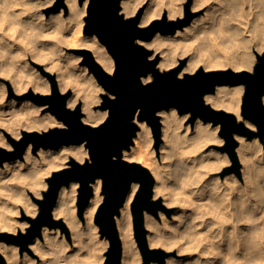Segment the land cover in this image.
Instances as JSON below:
<instances>
[{"label": "bare ground", "instance_id": "6f19581e", "mask_svg": "<svg viewBox=\"0 0 264 264\" xmlns=\"http://www.w3.org/2000/svg\"><path fill=\"white\" fill-rule=\"evenodd\" d=\"M54 1L9 0L16 5L15 10L8 12L5 6V11L0 12V37L4 40L0 44V55L4 57L0 60V80L6 77L17 92L29 88L36 93L51 92L49 76L37 67L43 62L47 72L57 73L63 91L74 87L67 104L75 106L84 100L83 120L96 125L108 115V110L92 107L100 102L97 93L101 88L94 73L86 65H79L82 55L68 53L65 46L90 49L108 72L115 68L114 57L96 34L82 32L89 0H64L67 8L46 14L43 9ZM144 1L121 0V11L125 17L132 16ZM202 8H206L205 13L195 16L175 33L157 32L149 41L139 40L145 46L155 47L151 59L161 54L158 68H173L185 56L189 59L179 72L183 75L200 67L253 68L252 51L264 48V4L260 0H193V11ZM165 11L168 19L182 16L183 0H150L139 25H149ZM31 60L36 65H31ZM152 78L150 73L143 80ZM244 91L243 84H219L204 99L214 108L233 112L240 121ZM6 93V86L0 81V143L13 149L16 133L21 138L25 130L64 126L54 114L42 111L43 105L16 98L7 101ZM157 113L162 123L160 156L152 145V130L146 120L138 121L140 129L134 144L123 150L125 160L137 161L151 170L155 179L154 199L164 197L166 206L160 212L163 225L153 213L145 212L148 241L169 249L177 246L178 254H186L182 259L167 257V264H264V142L258 137L249 140L246 135H235L242 166L225 171L223 168L231 163L229 152L208 147L224 142L221 123L201 118L191 123L190 114H181L176 107ZM245 124L255 128L248 119ZM71 157L85 161L90 158L89 148L81 143L59 149L41 147L35 152L29 144L22 158L0 165V230L26 229L30 220L20 222L16 216L21 208L26 211V206L38 211L33 202L37 198L35 193L41 195L48 185L47 178L68 166ZM92 185L93 196L82 217L76 203L79 182L72 181L60 190L53 213L63 219L71 239L62 226L45 225L42 236L35 237L28 250L21 251L19 245L2 241L0 251L8 264H103L110 242L100 236L95 222L104 199L102 178ZM139 187V182L133 183L116 215L117 229L123 237L121 264H137L139 258L132 219V203ZM178 202L181 208L171 217L167 206Z\"/></svg>", "mask_w": 264, "mask_h": 264}, {"label": "water", "instance_id": "95a60500", "mask_svg": "<svg viewBox=\"0 0 264 264\" xmlns=\"http://www.w3.org/2000/svg\"><path fill=\"white\" fill-rule=\"evenodd\" d=\"M83 1L79 0L80 3ZM61 7L67 8L65 1L57 0L51 10L58 11ZM120 10L121 0H89L85 16L84 33L96 34L107 46L115 60L113 72L105 70L90 49L77 50L84 56L83 62L107 91L102 94L103 101L100 105L102 110H108L105 120L98 125L84 122L81 103L73 109H67L71 90L61 93L56 76L40 66L42 72L49 76L52 95L46 96L30 89L21 98L46 105L47 111L61 120L69 130L53 127L45 135L25 130L19 141L12 140L14 150L8 151L0 147V163L22 158L29 144L37 152L41 147L59 149L63 145L85 143L89 148V159L93 162L89 164L87 159L84 161L85 166L81 167L79 161L71 157L68 166L55 170L47 178L49 186L43 192V201L34 199L40 205L36 219L26 216L31 227L22 235L23 245L27 246L35 237L42 236L45 225H60L68 231L63 219L53 216L61 188L70 185L72 181L79 182L78 214L82 217L93 196L92 184L101 177L105 196L96 212L95 222L100 227L101 236L108 238L110 242L103 264H121L123 244L116 225V215L120 213L133 183L139 182L140 187L132 203L135 236L145 264H150L151 260L165 264L167 252L161 248L149 249L145 227L146 211L156 214L158 207L165 208L161 199L152 198L154 176L141 163L123 158V150L134 144V137L139 130L136 120H146L152 126L156 145L161 141L162 133V124L157 113L160 110L176 107L180 113L191 112L192 121L201 118L215 124L221 123V134L226 139L223 149L229 152L233 160H237L235 134L253 136L257 132L244 121H239L233 112L214 108L205 101L204 96L214 93L219 84H243L245 91L241 105L242 115L257 126L259 136L264 138V104L261 103V97H264V53H257L258 62L253 71L255 75H250L246 69L206 70L200 67L195 75H189L188 72L180 80L177 76L185 65L184 59L161 74L157 67L159 56L151 59V50L139 43V40L149 41L157 32L175 33L177 29L189 24L193 14L188 6L185 17L168 19L165 12L162 18L154 19L148 26L139 25L142 10L128 18ZM150 73L154 79L147 84L142 83L143 78ZM14 239L16 237L13 233L0 232V240Z\"/></svg>", "mask_w": 264, "mask_h": 264}, {"label": "rangeland", "instance_id": "374dc122", "mask_svg": "<svg viewBox=\"0 0 264 264\" xmlns=\"http://www.w3.org/2000/svg\"><path fill=\"white\" fill-rule=\"evenodd\" d=\"M56 1L57 0H55L50 6H47V7H45L43 10L45 11V13L46 14H48V13H51V12H53V10H51V8L55 5V3H56ZM149 1L150 0H146V1H144L143 2V4L140 6V8H139V10H142V14L144 13V10L147 8V6L149 5ZM192 2H193V0H183V13H182V16H180V17H185L186 16V9H187V6H188V9H189V11H190V13L191 14H193V16H192V19L195 17V16H197V15H200V14H203V13H205V11L204 10H206V8H202V9H199V10H196V11H193L192 10ZM80 3V2H79ZM139 10H138V12H139ZM67 12H68V10H67ZM137 12V13H138ZM166 13H167V11H165ZM120 13H122V14H124L121 10H120ZM136 13V14H137ZM136 14H134V15H136ZM125 15V14H124ZM134 15H132V16H134ZM128 17H131V16H128ZM128 17H126V18H128ZM160 18H162V17H160ZM177 18H179V17H177ZM176 18V19H177ZM155 19H157V18H155ZM84 25H85V21H84ZM84 25H83V29H82V32H83V34H85L84 33ZM146 26V25H145ZM148 26V25H147ZM141 40V39H140ZM142 41H145V40H142ZM149 50H151V55L152 54H154V53H156V49H155V47H153V46H146ZM78 49H80V48H73V47H68V46H65V51H67L68 53H70V54H72V55H82L81 53H79V52H77V50ZM260 52V53H259ZM252 53H253V55H254V59H255V63H254V66H253V68H252V70L254 71V68H255V65H256V63L258 62V58H257V53H259V54H263L261 51H252ZM160 53H158L157 54V56H159V60H160ZM154 59V58H153ZM182 59H184L185 60V65H186V63H187V61H188V59H189V56H185V57H182V58H180L179 59V61H178V64L180 63V61L182 60ZM83 60H84V56L82 55V60H80L79 61V65H86L87 67H88V71H90V69H89V66L86 64V63H84L83 62ZM30 63H31V65H36V63H34V62H32V60L30 61ZM159 63V62H158ZM177 64V65H178ZM176 65V66H177ZM184 65V66H185ZM40 66H42L43 68H45V63H43V62H40L39 64H37V67H39L40 68ZM157 67H158V65H157ZM184 68V67H183ZM182 68V69H183ZM227 68H233V70H235L234 69V67H232V66H229V67H227ZM227 68H213V69H227ZM171 69V68H170ZM161 70V69H160ZM166 70H169V69H166ZM166 70H164V71H166ZM240 70H245V69H240ZM239 70V71H240ZM246 70H248V69H246ZM40 71V70H39ZM41 72H42V70H41ZM92 72V71H91ZM113 72V71H112ZM54 75L56 76V80H57V84H58V87H59V82H58V79H57V73L55 72L54 73ZM95 78H96V76H95ZM154 79V77L152 78V80ZM96 80H97V78H96ZM152 80H149V81H147V82H150V81H152ZM1 82H3V84L6 86V89H7V93H6V100L7 101H9L10 100V98L12 99V98H16L17 100H31V99H22L21 98V96L22 95H24L25 93H27L30 89H32V88H29L26 92H17V91H15V89L13 88V86H12V84H11V82L6 78V77H3V78H1V80H0ZM97 82H98V80H97ZM50 83H51V81H50ZM98 85H99V87L102 89H100L99 91H98V93H97V96L99 97V99H100V102H97V103H95V104H93V109L94 110H101V111H103L101 108H100V105H101V103H102V101H103V98H102V94L103 93H107V91L103 88V86L98 82ZM61 88L59 87V90H60ZM69 90H71V95L69 96V97H71L72 95H73V93H74V91H75V89H74V87H72V86H70V87H68L66 90H64L62 93H66L67 91H69ZM60 92H61V90H60ZM39 93V92H38ZM42 94H44V93H42ZM112 95V94H111ZM243 96H244V94H243ZM243 99V98H242ZM31 101H33V100H31ZM34 102V101H33ZM83 102H84V100H79V102L77 103V104H79V103H81L82 105H83ZM77 104L75 105V106H73V108H75L76 106H77ZM68 105V104H67ZM43 110L42 111H44V112H46L47 111V109H46V105H43ZM72 108V109H73ZM83 111V110H82ZM50 112V111H49ZM180 113V112H179ZM186 113H189L190 114V118H191V123L192 122H194V121H192V114H191V112H186ZM186 113H181V114H186ZM241 114H242V111H241ZM86 114H85V112L83 111V116H82V119H83V117L85 116ZM84 121V120H83ZM240 121H246V119H245V117L243 116V115H241V119H240ZM85 122V121H84ZM101 122H103V121H101ZM100 122V123H101ZM136 122L138 123V120H136ZM100 123H98V124H100ZM98 124H96V125H98ZM139 124V123H138ZM162 124V123H161ZM92 125V124H91ZM255 125V124H254ZM65 126V125H64ZM151 126V125H150ZM56 127H61V126H56ZM249 127V126H248ZM53 128V127H52ZM251 128V127H250ZM50 129V128H49ZM139 129H140V126H139ZM251 129H253L254 131H256L257 133L255 134V135H253V136H248L247 134H243V135H246V137L249 139V140H253L254 138H256V137H258V139H260V141H262V142H264V138H261L260 136H259V134H258V129H257V126L255 125V128H251ZM151 130H152V138L154 139L153 140V143H152V145H153V147L155 148V150H156V153H157V155L158 156H160V145L162 144V142H163V138H162V133H161V141L159 142V144L158 145H156V139H155V136H154V132H153V129H152V126H151ZM27 131H29V130H27ZM220 135H221V137H223L224 138V142L223 143H213V144H210L208 147L209 148H212V147H214V148H218V149H220V150H224L223 149V147L226 145V139H225V137L221 134V129H220ZM235 135H237V134H235ZM23 136V135H22ZM21 136V137H22ZM236 138V137H235ZM236 140H237V146L239 145V139L238 138H236ZM161 143V144H160ZM236 146V147H237ZM4 148V147H3ZM6 149V148H5ZM15 149V147H13V149L12 150H14ZM226 151V150H225ZM230 158H231V163L229 164V165H227L225 168H223V169H225V171H226V169L227 168H231L232 166H238L239 168L242 166V164L241 163H239V160H238V154H237V160H233V158L230 156ZM17 159V158H16ZM13 160H15V159H13ZM9 161V160H8ZM5 162V161H4ZM3 162V163H4ZM134 162H137V161H134ZM3 163H0V165H2ZM149 169V168H148ZM150 170V169H149ZM151 171V170H150ZM51 176V175H50ZM48 182V181H47ZM48 186H49V184L47 185V187H45L44 189H42V193H41V196H43V192L45 191V190H47L48 189ZM30 194H32V193H30ZM153 195H154V192H153ZM79 196V186H78V189H77V213H78V197ZM105 196V195H104ZM153 198V200H158V199H154V196L152 197ZM161 201H162V203H163V205H164V197L162 196L161 197ZM33 202H35L36 204H37V206H38V213H39V211H40V205L36 202V201H34V199H33ZM166 206V205H165ZM180 208H181V204L178 202V203H176V204H172L171 206H167V212L169 213V215H171V217H172V215L174 214V213H176V212H178L179 210H180ZM162 209L163 208H160V207H158L157 208V213L155 214V213H153L157 218H158V220L160 221V223L163 225L164 223H163V219H162V217L160 216V212L162 211ZM79 215V214H78ZM27 217H28V215H27ZM27 217H26V211H24V209H23V211H22V208H21V213H19V215H17L16 216V218H17V220L18 221H20V222H22V221H27L28 219H27ZM32 217V216H31ZM55 217V216H54ZM56 218V217H55ZM58 219V218H57ZM132 219H133V214H132ZM29 227H31V223H29V225L26 227V229L23 231L21 228H20V231L18 232H14V231H8V230H0V232H9V233H13L14 235H15V237H16V239H14V240H11V241H6V240H0V242H2V241H5V242H7V243H9V244H14V245H19V247H20V250L21 251H24V250H28V245L30 244V242H29V244L27 245V246H24L23 245V240H24V238H23V236L22 235H24V234H26L27 233V230H28V228ZM145 227L147 228V226H146V224H145ZM43 230V229H42ZM133 232H134V237H135V240H136V243H137V246H138V249H139V258H138V260H137V264H145V261H144V258H143V254H142V252H141V249H140V247H139V243H138V240H137V238H136V236H135V231H134V223H133ZM148 232H149V229L147 228V234H148ZM99 234H100V236H101V233H100V228H99ZM67 236H68V238L69 239H71V235H70V232H69V230L67 231ZM149 242V241H148ZM163 246V247H162ZM152 248H161V249H164L166 252H167V255H166V258L167 257H169V256H173V257H175V258H177V259H182V258H185L186 257V254H178V250H177V246H174V247H172V248H170V250H169V248L167 247H165L164 245H162V244H159V245H155L154 247H152ZM108 249V248H107ZM107 251V250H106ZM154 262H157L158 264H159V262L158 261H156V260H151V262H150V264H153ZM0 264H8V261H7V259H6V257H5V255L0 251ZM165 264H167L166 263V259H165Z\"/></svg>", "mask_w": 264, "mask_h": 264}, {"label": "clouds", "instance_id": "9594fccd", "mask_svg": "<svg viewBox=\"0 0 264 264\" xmlns=\"http://www.w3.org/2000/svg\"><path fill=\"white\" fill-rule=\"evenodd\" d=\"M260 2L262 4H264V0H260ZM5 6H7L6 11H8V12L14 11L15 10V7H16L15 4H10L9 3V0H3V2L0 3V12H4L5 11ZM170 19H174V17H170ZM3 42H4L3 37H0V44H3ZM260 51L262 53H264V48L260 49ZM3 58L4 57L2 55H0V60H2ZM236 71H239V69H236ZM248 72H249L250 75H255V72H253V70H252L251 67H249ZM161 74H164V69L163 68H161ZM195 74L196 73L194 71H190L189 72V75H195ZM177 78L180 79V80H183L184 79V75L183 74H178ZM142 83L147 84L146 81H142ZM62 92H63V89H61V93ZM44 95L51 96L52 93L50 91H48V92L44 93ZM113 99H114V97H113ZM261 103L264 104V97H261ZM72 108H73V105L72 104H68L67 105V109H72ZM59 130L68 131L69 128L66 127V126H61V128ZM29 131H37L41 135H45V134L48 133L49 129L45 127V128L29 129ZM14 135H15L16 140L19 141L20 140V137H19L18 133L14 134ZM0 147H4L8 151H12V149L8 145H6V144L0 143ZM92 162L93 161L91 159L88 160V163L89 164H91ZM79 165L81 167L85 166L83 159L79 160ZM35 195L37 196V198L39 200L43 201L44 197L41 196L39 192H36ZM26 212H27L28 215L32 216L33 220H35L36 219V216L38 215V211L37 210H35L34 208H30L28 206H26ZM53 216H55V213H53ZM121 239H123V237H121ZM148 247H149V249H151L152 247H154V245H152L151 241L148 242Z\"/></svg>", "mask_w": 264, "mask_h": 264}]
</instances>
